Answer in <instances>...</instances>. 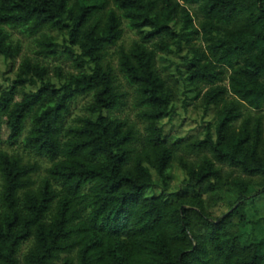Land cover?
<instances>
[{
  "label": "trees",
  "instance_id": "1",
  "mask_svg": "<svg viewBox=\"0 0 264 264\" xmlns=\"http://www.w3.org/2000/svg\"><path fill=\"white\" fill-rule=\"evenodd\" d=\"M123 24L138 39L118 49V72L142 132L111 117L124 94L104 61ZM9 29L39 36L37 55H62L77 73L57 68L54 80L24 58L0 93V142L26 132L24 149L51 163L37 182V164L0 151V264H264V217L247 211L264 192V116L240 111L264 112V0H0V57L14 64L20 46ZM158 60L174 65L172 85ZM179 82L214 123L169 148L163 122ZM79 98H89L84 114L66 124ZM174 163L184 181L171 193ZM225 197L228 213L213 218L210 206Z\"/></svg>",
  "mask_w": 264,
  "mask_h": 264
},
{
  "label": "rangeland",
  "instance_id": "2",
  "mask_svg": "<svg viewBox=\"0 0 264 264\" xmlns=\"http://www.w3.org/2000/svg\"><path fill=\"white\" fill-rule=\"evenodd\" d=\"M190 14L193 17V23L195 26H198L199 15L196 13V7H189ZM123 34L118 41L117 45L110 48L106 55L105 64H108L114 72L116 77V84L119 87V91L124 94V105L118 109L117 111L111 114V117L117 118L120 120H127L130 124H134L136 129L142 132L143 125L136 118L138 111L133 107V88L129 86L124 79L121 77L118 72V63H117V51L119 48H124L127 50L131 44L138 39V36L134 31L126 28L125 24L122 26ZM11 40L14 43H18L20 46V53L16 57L14 64H10L5 59L0 57V93L1 91L10 87L12 81L14 80L15 73L17 68L24 58H29L33 61H38L41 65L48 69V76L54 79V70L59 68L62 71V74L68 73H77V70L72 65L71 61H67L64 59V56L59 55L57 57L51 58H43L40 55H37V51L39 47L37 46V40L39 36L35 37H27L24 34L16 31V30H8ZM49 36L54 37L58 43H62V37L59 36L56 32H46ZM193 44L195 46L200 45L199 38H195L193 40ZM161 55V54H159ZM174 61L176 64H182V61L177 56H169L167 61ZM157 66L163 77H168L169 84H173V78H177L178 74L175 71L174 65H170V62H161L158 60ZM228 72L224 70L223 75V83L227 84ZM171 76H174L173 78ZM55 80V79H54ZM181 82V81H180ZM179 82V83H180ZM205 89V88H204ZM194 94L192 92H188L181 88V83L177 84V91L175 93V114L170 121H164V135L166 139V145L169 148H173V145L181 142L182 144L187 143L190 140L194 139H202L204 136V128L207 124L214 123V110L209 109L206 110L200 102V99L193 100ZM89 98H79L76 102L71 105L70 114L66 118V124H70L72 120L76 117L82 116L84 114V106L87 103ZM242 112V116L246 117L251 114L252 116H264V112L261 113H253L247 110L246 108H240ZM241 120H238L234 123L235 127L239 125ZM26 135L24 132L22 138ZM22 138L18 141L17 144L8 145L5 141V138H2L0 142V151H4L7 153H15L22 156L24 161L35 163L38 165V170L36 174H34L33 178L38 182L40 179L46 176V170L50 167L51 163L47 161L43 157L36 156L32 153L27 152L22 145ZM178 150V149H177ZM179 151V150H178ZM180 151L178 154H182ZM190 160H198L197 157L191 156ZM218 167L222 169V171L226 174H231L232 178H241L244 180H251L253 185V192L258 193L261 192L262 188L257 186V180L254 178H248L241 174L238 170L230 169L227 166L216 164ZM184 175L178 169L177 165L174 163L173 167L170 171V185L169 191L177 192L183 187ZM158 192H156L157 194ZM202 199L207 203V196H202ZM229 197H225L221 202L217 203L214 206H210L209 214L213 218H223V216L228 213L230 207ZM247 211L253 217V220H258L264 217V192L255 200L254 204L248 207ZM29 243H25L21 247L20 257L24 254L28 247ZM61 264V262L56 263Z\"/></svg>",
  "mask_w": 264,
  "mask_h": 264
}]
</instances>
